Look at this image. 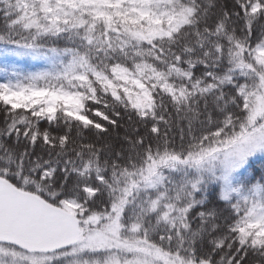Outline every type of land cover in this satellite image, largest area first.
Instances as JSON below:
<instances>
[{
  "label": "snow or ice",
  "instance_id": "1",
  "mask_svg": "<svg viewBox=\"0 0 264 264\" xmlns=\"http://www.w3.org/2000/svg\"><path fill=\"white\" fill-rule=\"evenodd\" d=\"M0 264H264V0H0Z\"/></svg>",
  "mask_w": 264,
  "mask_h": 264
}]
</instances>
